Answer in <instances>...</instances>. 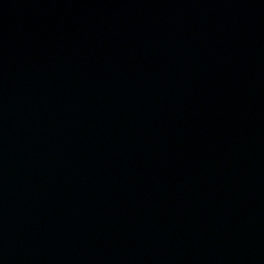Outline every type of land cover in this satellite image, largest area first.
Masks as SVG:
<instances>
[{"label":"water","instance_id":"water-1","mask_svg":"<svg viewBox=\"0 0 264 264\" xmlns=\"http://www.w3.org/2000/svg\"><path fill=\"white\" fill-rule=\"evenodd\" d=\"M0 264H264V0H0Z\"/></svg>","mask_w":264,"mask_h":264}]
</instances>
